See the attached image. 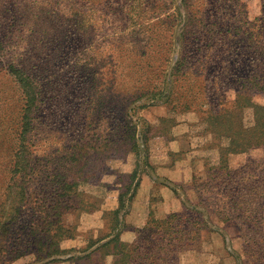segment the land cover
<instances>
[{
  "label": "trees",
  "instance_id": "16d2710c",
  "mask_svg": "<svg viewBox=\"0 0 264 264\" xmlns=\"http://www.w3.org/2000/svg\"><path fill=\"white\" fill-rule=\"evenodd\" d=\"M9 1L16 3V0H0V15L7 10L6 4ZM82 1L84 0H48V4L44 3L41 8L34 9L33 19L26 16L30 22L24 23V26L33 32L46 34L49 26L60 28L61 22L64 23L65 20H70L72 26L76 25ZM101 1H91L90 16L94 20L87 24L83 22L80 27L85 30L86 35L95 18L101 14L109 16L113 13L111 5L118 2ZM262 1L264 4V0ZM216 3L220 5L212 7ZM99 4L101 12L96 13ZM184 6L186 21L182 35L183 50L174 66L175 79L171 84L174 97L169 103V109L184 107L199 111L200 118L205 117L211 125V134L215 138L227 139V144L219 146L218 162L205 168L207 180L197 184L193 181L194 185L190 189L194 191L196 200L180 212L168 211L162 216L156 214L157 207L145 205V221L135 229L136 236L131 243L119 240L121 230L125 229L124 223L119 219L123 216L121 211L125 207L129 210L130 205L132 206L139 184L138 173L133 169L122 172L121 175L116 174L113 183V187L118 190L116 206L103 212L102 235L96 240H90L84 250L101 239L108 238L100 246L112 244L111 248H106L102 253L103 257L115 256L112 264H177L178 260L173 256L181 252L188 241L198 239L201 231L208 227V222L213 220L237 226L244 241L243 264H264V155L247 160L235 170H231L227 164L230 153L246 152L252 147L264 145V107L255 105L254 122L249 127L240 124L236 110L232 108L222 113L220 110L214 111V105L220 102L217 100L218 96L221 101H226L227 90H232L236 97L244 92L264 91V12L253 21L245 20V27L238 31L228 23L226 14L230 5L225 0H184ZM122 7L124 4L114 9L119 12ZM29 8L24 0H20L16 5V14H12L10 20L6 21L8 26L2 25L0 56L9 42L4 31L10 27L15 28L19 18L24 16L21 12ZM29 14H32V9ZM62 16L64 19L60 20ZM0 21L3 19L0 18ZM22 26L23 23H20L19 27ZM120 31L123 32L122 29ZM166 37L168 38L163 44L152 38L154 58L151 57L152 63L149 66L152 81L148 77L145 84L139 79L138 87L130 85L128 76L131 70L127 60L132 55L130 50L122 49L115 58V64L110 66L104 76L103 96L94 100L90 95L73 110L70 108L77 119L71 130L73 140L68 142V147L63 146L67 159L50 163L43 157L45 154L38 157L28 155L22 147L20 155L17 153L14 159L5 164V177L0 182V205L4 202L6 204L11 198L9 203L13 210L10 215L0 216V264H10L25 254H33L36 259H49L53 255L62 254L58 245L74 238L78 228L76 224L66 222L64 216L68 211L91 212L94 209L84 200L83 191L77 188L78 182L92 178L95 185H100L99 177L110 169L109 166H104L109 156L100 155L109 149L112 152L122 150L137 154L136 129L128 118L127 107L137 93L141 95L144 91L151 92L150 89L156 86V81L163 75L169 55V36ZM116 42L122 45L127 39L120 36ZM158 47L161 49L158 50ZM18 58L22 56L19 55ZM4 69L16 83L21 95L17 115H20L21 128L17 124L16 131L23 139L26 138L25 133L28 134L34 128L35 115L44 97L34 74L27 73L26 69L14 63H9ZM111 85H114V97L106 94V89ZM144 85L145 90L142 87ZM216 85H219L217 89ZM73 93L74 89L67 87L48 99H53L55 111L62 113L70 107ZM81 117H85V122L78 121ZM5 121L6 118H0V130L4 129ZM104 123L106 125L101 126ZM86 131L87 135L84 134ZM74 134L80 139H75ZM88 150L95 155L92 156ZM59 152V149L54 150L55 154H60ZM89 156L93 157L92 160L86 159ZM109 158L112 159V156ZM80 163L81 168L78 170L82 172L91 164L86 175L79 179L74 176L73 169ZM16 197L19 200L14 202ZM148 202L147 200L146 204ZM123 211L124 214L127 213L126 210ZM90 255L85 254L80 258L93 264ZM103 257L100 256L98 261L93 262L104 264ZM52 261H56V258L47 260L46 263ZM74 264H78L77 261Z\"/></svg>",
  "mask_w": 264,
  "mask_h": 264
},
{
  "label": "rangeland",
  "instance_id": "374dc122",
  "mask_svg": "<svg viewBox=\"0 0 264 264\" xmlns=\"http://www.w3.org/2000/svg\"><path fill=\"white\" fill-rule=\"evenodd\" d=\"M24 1L25 5L30 8L21 12L24 16L22 19L19 18L15 28L10 27L11 31L10 29L4 31L8 35L6 38L9 42L0 56V118H6L3 123L4 129L0 130V182L5 177L3 174L5 164L14 159L17 153L19 156L22 147L28 155L38 157L45 154L43 157L50 163L55 164L59 159H62V162L67 159L66 149L63 146L68 147V142L73 140L71 130L77 119L71 110L86 101L90 95L94 100L103 96L104 76L110 66L115 64L118 52L127 49L134 56L133 61L132 56L127 60L131 70L128 79L131 86L138 87L139 79L145 84L153 76L149 74L151 57L154 55L152 38L157 39L155 42L163 44L168 38L166 36H169V55L163 75L156 81V86L150 89L151 92L145 93L144 91L141 95L137 93L133 102L127 107L128 118L132 120V125L136 129L137 154L122 150L112 152L109 149L100 155L101 157L112 156V159L108 157L104 163V166H109L110 169L99 177L100 185H95L92 178L78 182L77 188L83 191L84 200L89 202L92 205L91 208L94 209L91 212L88 210L68 211L64 216L66 222L74 223L78 228L74 238L64 240L58 245V248L63 251L62 254L53 255L49 259H36L33 254H25L10 263L74 264L77 261L78 264H89L87 259L80 257L91 254L90 259L95 264L93 261H98L100 256L103 257V251L112 247V244L107 247L100 246L108 238L101 239L87 250L84 249L90 240L101 237L103 228L98 226L104 223L103 212L116 206L118 190L113 187L116 174L121 175L122 172H130L133 169H136L138 173L139 184L131 203L132 206L130 205L129 210L125 207L123 210H126L128 214H124L122 210L123 216L119 219L125 225V229L120 232L119 240L127 243L121 240V234L124 236L129 234L134 235L131 241L133 242L136 236L135 229L145 221V210H147L145 205L146 207H157L158 210L156 208L155 210L158 216L170 211V201H167L168 198L163 199L160 188H168L184 207L190 206L196 200V195L190 188L194 183L207 180L208 175L205 168L218 162L219 146L226 145L227 139L215 138V135L211 134L213 131L211 125L205 117L200 118L199 111H191L184 107L169 109L171 107L169 103L174 97L171 93L172 80L175 79L174 66L183 50L182 35L186 21L184 0H117L118 2L110 7L113 13H107L109 16L101 14L95 18L94 24L90 26V31L87 33L89 36L80 27L83 22L87 24L94 20L90 16L92 0H84L80 4L82 19L77 18L76 25L72 26L70 20H65L64 23L61 22L60 28L55 29L49 26L46 34L29 30L24 23L30 22L26 16L33 19L34 9L41 8L48 0ZM19 2L20 0H16L15 4L11 1L7 2V10L0 15L3 19L0 21V29L2 25L8 26L9 23L6 21L10 20L12 14H16V5ZM97 2L102 1L96 0L95 3ZM225 2L230 5L226 14L228 23L238 31L245 27V20L253 21L255 17L264 12L262 0H225ZM121 4H124V7L119 12L116 11L114 8ZM219 5L216 3L212 7L216 8ZM77 7L79 8V5ZM100 8L101 4L98 5V9L96 7V13L101 12ZM31 9L32 14L30 15ZM61 19L64 17H60ZM20 23H23L22 27H19ZM120 36H124L127 42L122 45L117 44V38ZM19 55L22 58L19 59ZM9 63L17 64L26 69L27 73L34 74L42 90V97H44L35 115V126L28 134L25 133L26 138L23 139L16 131L17 124L21 128L20 115L17 116L21 95L14 80L8 73H5L4 68ZM114 85L106 89V94L114 97ZM218 86L216 85L215 89ZM67 87L74 89L73 97L70 99L71 105L62 113L55 111L54 100L48 98ZM142 87L145 90V85ZM215 94L217 93L214 92ZM217 100L220 102L214 105V111L220 110L222 113L232 108L236 110L240 124L243 127H249L254 122L255 105L264 107V91L244 92L236 97L232 90H227L226 101L223 102V99L221 101L219 96ZM84 120L85 117L78 119L81 123L85 122ZM103 125L106 123L101 126ZM86 133L87 131L84 134L87 135ZM73 137L80 139L75 134ZM56 149L60 150V154L54 153ZM88 152L92 153V156L95 155L91 150ZM61 155L62 158H60ZM263 155L264 145L252 147L246 152L230 153L227 156V164L231 170H235L244 165L247 160ZM92 156L86 159L92 160ZM90 164L83 169V172L78 170L81 168V163L78 164L73 169L74 176L79 179L83 178ZM168 166L189 168L192 172L191 179L186 182H174L156 174L157 171L161 172L164 167ZM88 175L91 176V173ZM145 176H151L154 180L153 186L145 187ZM120 184L119 182L118 185ZM10 200L11 198L6 201V204L4 202L0 205V216L12 214L13 207L9 203ZM13 200L17 202L19 197ZM147 200L149 202L146 204ZM208 224H210L207 225L208 227H213L216 222L212 220ZM53 258H56V261L46 263L47 260ZM78 258L80 260H76ZM113 258L115 256L104 255L102 262L112 264Z\"/></svg>",
  "mask_w": 264,
  "mask_h": 264
},
{
  "label": "crops",
  "instance_id": "0c3cea01",
  "mask_svg": "<svg viewBox=\"0 0 264 264\" xmlns=\"http://www.w3.org/2000/svg\"><path fill=\"white\" fill-rule=\"evenodd\" d=\"M156 174L174 182H186L192 176L189 168L178 166L164 167ZM153 184L154 180L151 176H145V187H151ZM160 191L164 196L163 199L168 198L167 201H170V212H180L185 208L168 188H160ZM215 222L213 227L203 229L198 239L188 241L184 249L173 256L178 260L177 264H243L244 241L240 237L237 226L234 223ZM98 227L103 228V224L100 223ZM133 238L134 235L121 234V240L124 242L130 243Z\"/></svg>",
  "mask_w": 264,
  "mask_h": 264
}]
</instances>
